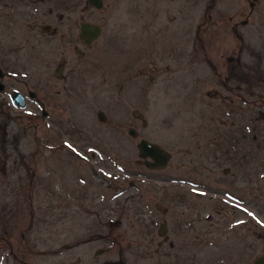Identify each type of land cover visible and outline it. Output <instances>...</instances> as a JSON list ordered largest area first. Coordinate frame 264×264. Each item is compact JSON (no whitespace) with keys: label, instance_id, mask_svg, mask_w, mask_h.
I'll list each match as a JSON object with an SVG mask.
<instances>
[{"label":"rangeland","instance_id":"rangeland-1","mask_svg":"<svg viewBox=\"0 0 264 264\" xmlns=\"http://www.w3.org/2000/svg\"><path fill=\"white\" fill-rule=\"evenodd\" d=\"M61 2L63 35L30 51L44 65L22 75L49 115L0 96V264H153L160 224L180 246L183 220L202 218L186 210L212 194L199 184L237 192L219 180L230 161L249 167V206L217 205L248 210L250 244L230 240L233 263L252 264L264 254V0ZM81 18L101 26L90 45ZM215 132L241 142L217 151ZM142 138L171 153L164 169L144 166Z\"/></svg>","mask_w":264,"mask_h":264},{"label":"flooded vegetation","instance_id":"flooded-vegetation-1","mask_svg":"<svg viewBox=\"0 0 264 264\" xmlns=\"http://www.w3.org/2000/svg\"><path fill=\"white\" fill-rule=\"evenodd\" d=\"M87 2L94 8L101 9L105 0H100L101 8L95 7L89 0ZM62 20L61 0H0V96L18 108L19 106L14 104L13 101V97L16 100V96L12 97L14 91L23 97V107L26 106L27 100L36 102L40 107L42 120L49 115V112L45 109V101L40 99L38 93L31 89L29 80L25 79L23 74L31 71V69L38 71L44 65L43 58L37 57L33 59V62H30L28 53L32 51L34 54L36 52L41 54L46 40L50 44L61 38L63 35L61 31ZM245 21L243 20L242 23H245ZM74 23L78 26L76 38L81 43L90 45L91 43H86L81 37L82 24L96 23L82 18L77 19ZM68 25L69 23L64 24L66 27L64 32L68 35L67 38L71 39L73 32ZM59 70L60 66L56 69V73ZM31 116L29 117V125L36 128L38 122H36L37 120L33 115ZM222 133L215 132L214 137H219L220 143L226 141L227 143L214 146L217 151L221 150L222 147H225L227 151L232 150L233 146H235L233 142L234 144L235 142H241V140L237 139V133L233 135H222ZM245 135L247 136V134ZM239 136H244V134ZM222 137L228 138L224 140ZM228 146H232V148L228 149ZM74 153V157H77L78 152ZM229 163V166L223 168L225 178H219V180H227V183L230 182L232 185H238L239 183L238 188H235L237 192H230L228 187H217L210 190L205 183L199 184L201 190H209L212 194L206 196L205 194L196 193L198 207H196L194 201L190 203V199L187 200L188 204H190L187 205L188 209L186 210H189L190 213L197 210L201 212L202 218L197 219L196 225H191L186 219L183 220L179 230H182V232L187 230V233L185 234L186 240L182 241L180 246L176 243L171 232L168 231L167 223L160 224L158 233L164 236L165 240L153 241V245L155 244L156 246L154 248L155 260H153V264H234L233 261L235 262L237 257L232 258V254L234 253L235 248L233 246L236 247V242H231L230 235L235 241H239V244L245 242L244 246L248 247L252 235V218L247 214L248 210L241 208L238 210L236 206H229L232 210V215L228 217L225 213L222 214V207L217 205V203L220 204L222 202L221 197L228 198L230 196L229 198L235 202V205L249 206L248 193L250 191H246L247 195L242 192L243 188L247 189L252 184L249 167L241 165L240 161H230ZM202 168L207 169L206 165ZM231 169H233L232 172L230 171ZM73 176L69 178L70 182L74 179L72 178ZM230 176L232 178H229ZM173 180L171 177L169 182ZM214 195L216 198H214ZM68 198L73 199L72 192H69ZM211 201L216 202L215 208L212 210L210 205L206 204V202L211 203ZM162 211L166 212L167 209L163 208ZM198 222L201 225H197ZM183 224H185L184 227ZM117 263L124 264L122 261ZM102 264H110V262Z\"/></svg>","mask_w":264,"mask_h":264},{"label":"water","instance_id":"water-1","mask_svg":"<svg viewBox=\"0 0 264 264\" xmlns=\"http://www.w3.org/2000/svg\"><path fill=\"white\" fill-rule=\"evenodd\" d=\"M95 7L101 8L100 0H89ZM101 28L95 24H82L81 37L86 43H91L100 34ZM1 89V86H0ZM16 96V100L13 96ZM14 104L20 107L24 106V100L18 92L14 91L12 94ZM130 135H135L133 129L129 130ZM138 150V157L144 159V165L149 169H164L171 158V153L161 147L159 144L150 142L146 139H141L136 144ZM253 264H264V254L258 256Z\"/></svg>","mask_w":264,"mask_h":264}]
</instances>
